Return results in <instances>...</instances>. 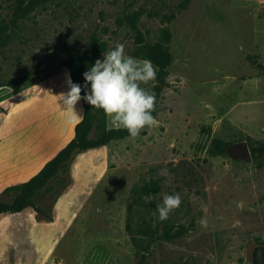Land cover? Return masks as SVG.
Instances as JSON below:
<instances>
[{
    "label": "rangeland",
    "instance_id": "rangeland-1",
    "mask_svg": "<svg viewBox=\"0 0 264 264\" xmlns=\"http://www.w3.org/2000/svg\"><path fill=\"white\" fill-rule=\"evenodd\" d=\"M138 33L172 55L157 125L77 151L32 207L0 215V264H251V245H264V156L232 150L264 143V0H0V202L81 121L56 97L69 90L62 47L119 43L143 60ZM164 194L182 202L161 221Z\"/></svg>",
    "mask_w": 264,
    "mask_h": 264
},
{
    "label": "trees",
    "instance_id": "trees-1",
    "mask_svg": "<svg viewBox=\"0 0 264 264\" xmlns=\"http://www.w3.org/2000/svg\"><path fill=\"white\" fill-rule=\"evenodd\" d=\"M140 13H134L132 16H127V22L137 30V22ZM172 17L167 18L170 20ZM164 38L166 42L171 41V34L168 29L164 30ZM137 44L140 45L142 59H148L157 68V75L154 79L155 85L148 89L155 93V110L152 115L155 117L158 109V103L161 98L162 88L167 77V70L172 63V55L161 44L154 46L144 45L143 36L138 33ZM107 44L105 42L99 43L93 40L88 48L83 53L71 52L66 47H62V51L67 54L63 65L69 70L70 78L73 83L80 84L82 87L85 83L83 73L94 65L97 55L106 51ZM33 76L32 71H28L24 75L17 77L10 86L20 85L26 82ZM81 95H84L82 91ZM83 106V117L74 129V138L50 161H48L42 169L30 178L28 181L8 187L4 193H14L15 197L11 202H0V215L3 214H17L21 213L28 207L33 206V199L43 190L55 177L58 176L60 170L67 164L77 151H86L97 149L109 145L113 141L122 140L129 137V133L124 128L107 129L105 121L107 116L101 109L92 108L88 103L81 99ZM94 129L99 130V134L95 138H91V133ZM229 145L224 142H216L214 144V154H225ZM252 158L257 156H264V143H256V145H249ZM146 193H150L148 188ZM184 228H180V234ZM179 236L178 234H176Z\"/></svg>",
    "mask_w": 264,
    "mask_h": 264
},
{
    "label": "clouds",
    "instance_id": "clouds-1",
    "mask_svg": "<svg viewBox=\"0 0 264 264\" xmlns=\"http://www.w3.org/2000/svg\"><path fill=\"white\" fill-rule=\"evenodd\" d=\"M156 75V69L150 60H137L127 56L125 46L118 43L113 49L103 53V59H97L83 73V87L73 83L69 75V90L56 97L67 110L70 122L82 119V109L78 112L76 105L83 99L92 108L103 110L114 125L126 129L130 137L136 138L142 129L158 123L152 115L155 110V93L141 86L154 80ZM165 173L166 170H162V174ZM181 202L179 194H164L162 203L156 205L158 218L166 220ZM199 223L202 227L207 226L204 220Z\"/></svg>",
    "mask_w": 264,
    "mask_h": 264
},
{
    "label": "water",
    "instance_id": "water-1",
    "mask_svg": "<svg viewBox=\"0 0 264 264\" xmlns=\"http://www.w3.org/2000/svg\"><path fill=\"white\" fill-rule=\"evenodd\" d=\"M233 155L244 160H252V153L247 143H242L232 148ZM251 264H264V245L252 244L248 253Z\"/></svg>",
    "mask_w": 264,
    "mask_h": 264
},
{
    "label": "crops",
    "instance_id": "crops-1",
    "mask_svg": "<svg viewBox=\"0 0 264 264\" xmlns=\"http://www.w3.org/2000/svg\"><path fill=\"white\" fill-rule=\"evenodd\" d=\"M75 126H76V125H75ZM74 129H75V127H74ZM73 138H74V133H73V135H72L71 140H72ZM71 140H70V141H71ZM70 141H69V142H70ZM69 142H67V143H65V144H63V145H61V146H60V149H58L56 153H54L52 156H50L49 158L46 159L44 165H45L48 161H50L53 157H55V156H56V155H57V154H58V153H59V152H60V151H61V150H62V149H63V148L69 143ZM44 165H43V166H44ZM41 169H42V168H41ZM41 169H40V170H41ZM38 172H39V171H38ZM38 172H37V173H38ZM37 173H36V174H37ZM36 174H35V175H36Z\"/></svg>",
    "mask_w": 264,
    "mask_h": 264
}]
</instances>
